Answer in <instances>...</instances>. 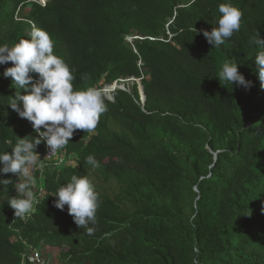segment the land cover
<instances>
[{"label":"trees","instance_id":"16d2710c","mask_svg":"<svg viewBox=\"0 0 264 264\" xmlns=\"http://www.w3.org/2000/svg\"><path fill=\"white\" fill-rule=\"evenodd\" d=\"M224 2L0 0V45L44 29L74 70V88L134 77L146 94L144 104L136 82L115 90L96 130H77L63 149L75 165L36 172L46 193L29 218H16L7 202L18 175H0L13 181L0 186V264H21L28 248L44 245L61 249L59 264H264V87L261 47L250 43L264 38V0H232L241 29L212 48L203 30ZM132 34L144 37L136 51ZM228 59L250 87L221 84ZM11 66L0 64V151L38 135L9 104L17 90L3 73ZM88 155L99 168L84 164ZM86 173L100 200L91 235L51 195Z\"/></svg>","mask_w":264,"mask_h":264},{"label":"clouds","instance_id":"9594fccd","mask_svg":"<svg viewBox=\"0 0 264 264\" xmlns=\"http://www.w3.org/2000/svg\"><path fill=\"white\" fill-rule=\"evenodd\" d=\"M218 11L220 16L215 23L211 22L214 25L212 30H203V35L212 48L224 45L235 32L240 31L243 17L242 11L232 0L219 4ZM250 43L261 47L255 61L261 86L264 87V38L257 33ZM8 62H12L13 66L7 67L3 75L12 78V86L17 90L9 104L20 117L27 118L32 123L38 134L35 138L18 137L10 151H0V175L12 173L19 177L14 183L16 195L7 202L15 210V217L25 220L35 212L46 193V189L36 183V172H39L40 177L47 171L53 172L54 165H45L41 158L46 146L49 149L48 155L59 152L58 156L63 161L58 167L75 165L74 158L69 160L63 154V149L74 133L77 130L93 133L101 115L107 111L106 101H114L113 92L117 89L130 92L126 81L133 79L137 83L138 80L134 77L120 79L111 85H105L102 90L93 86L74 88V70L54 52L51 35L35 26L28 38L20 39L12 46L0 45V64ZM239 64L234 59H228L221 65L216 77L222 85L250 87L251 81L246 80L239 71ZM30 73L37 74L38 79H34ZM140 79L142 82V78ZM42 142L43 150L37 151ZM70 162L73 164H69ZM84 164L92 168L100 167L93 155H88ZM12 183L10 178H0V186ZM51 195L56 197L54 203L58 209L63 210L67 205L68 213L73 216L77 226L85 229L89 235L94 232V227L89 225L96 224L100 200L93 180L87 173L83 176L72 175L66 184H62Z\"/></svg>","mask_w":264,"mask_h":264},{"label":"built area","instance_id":"2783aa9c","mask_svg":"<svg viewBox=\"0 0 264 264\" xmlns=\"http://www.w3.org/2000/svg\"><path fill=\"white\" fill-rule=\"evenodd\" d=\"M36 1L39 2L40 4H43V5H45L47 2V0H36ZM168 34H169V40H170L173 35L171 34V32L169 30H168ZM126 39L129 43L132 44L133 48L136 50L134 42L137 39H144V38L141 36L132 34V35H128ZM150 39H154V38H150ZM140 64H142V62H140ZM120 82L124 83V80H121ZM116 84H118V82ZM118 85H115V86L118 87ZM108 93H110V92H108ZM48 153H49V149L46 146L45 152L41 155V158L43 159L45 165H48V166L54 165V167H58L62 164L63 160L61 159V157L58 156L59 152L54 154V155H51V154L48 155ZM46 155H48V156H46ZM69 164H73V163L70 162ZM23 218H26V216H24ZM57 258H59V257L57 256ZM57 258L56 257L53 258V256L51 254L46 253L42 249H38L36 247H30L23 253L21 264H58Z\"/></svg>","mask_w":264,"mask_h":264},{"label":"rangeland","instance_id":"374dc122","mask_svg":"<svg viewBox=\"0 0 264 264\" xmlns=\"http://www.w3.org/2000/svg\"><path fill=\"white\" fill-rule=\"evenodd\" d=\"M134 82H136V81H134L133 79H130L129 81H126V84H127V86L128 85H131L132 86ZM39 249H44V251L46 253L51 254L53 256V258L54 257L57 258V256H60V254H61V249L58 248V247H52V246L44 245V246L40 247ZM57 259H58V264H59L60 263V260H61V257L60 258H57Z\"/></svg>","mask_w":264,"mask_h":264},{"label":"water","instance_id":"95a60500","mask_svg":"<svg viewBox=\"0 0 264 264\" xmlns=\"http://www.w3.org/2000/svg\"><path fill=\"white\" fill-rule=\"evenodd\" d=\"M136 79V78H135ZM138 80L137 81V84H138V89H139V93H140V96H141V101L145 104V101H146V94H145V91H144V87L142 85V82H141V79H136ZM218 153H216V156H215V160L218 159Z\"/></svg>","mask_w":264,"mask_h":264}]
</instances>
